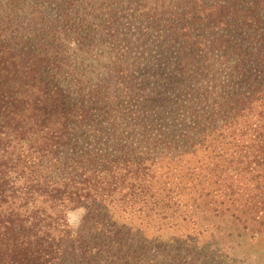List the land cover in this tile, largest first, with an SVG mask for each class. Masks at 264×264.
Returning a JSON list of instances; mask_svg holds the SVG:
<instances>
[{"label": "trees", "instance_id": "1", "mask_svg": "<svg viewBox=\"0 0 264 264\" xmlns=\"http://www.w3.org/2000/svg\"><path fill=\"white\" fill-rule=\"evenodd\" d=\"M263 233L264 0H0V264L249 263Z\"/></svg>", "mask_w": 264, "mask_h": 264}, {"label": "rangeland", "instance_id": "2", "mask_svg": "<svg viewBox=\"0 0 264 264\" xmlns=\"http://www.w3.org/2000/svg\"><path fill=\"white\" fill-rule=\"evenodd\" d=\"M76 216H77V215L74 216V219H75ZM261 235L263 236V240L260 241V242H258V246H256V249H258V250L264 252V233L261 234ZM259 243H260V244H259ZM262 256H263V257H261V258H256L255 260H254V258H253V259H252L253 262H249V263H247V262H239L238 260H236V262L234 263V261H233L232 264H259L260 262H261V263L263 262V264H264V255H262Z\"/></svg>", "mask_w": 264, "mask_h": 264}]
</instances>
